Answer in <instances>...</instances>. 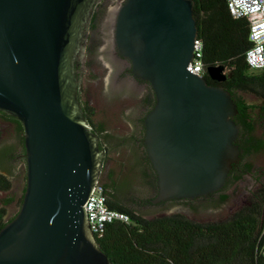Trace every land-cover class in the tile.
<instances>
[{
    "label": "water",
    "instance_id": "water-1",
    "mask_svg": "<svg viewBox=\"0 0 264 264\" xmlns=\"http://www.w3.org/2000/svg\"><path fill=\"white\" fill-rule=\"evenodd\" d=\"M97 1L0 0V111L24 126L27 168L22 206L0 231V264H112L84 207L105 151L85 118L76 73ZM194 5L124 0L115 18L120 54L156 97L144 121L155 203L217 200L208 195L225 188L241 158L232 94L190 72ZM207 72L213 81L228 79L223 65Z\"/></svg>",
    "mask_w": 264,
    "mask_h": 264
},
{
    "label": "trees",
    "instance_id": "trees-1",
    "mask_svg": "<svg viewBox=\"0 0 264 264\" xmlns=\"http://www.w3.org/2000/svg\"><path fill=\"white\" fill-rule=\"evenodd\" d=\"M194 16L198 39L203 42V60L207 69L223 65L228 79L208 83L228 90L238 106L234 117L241 131L237 144L241 162L233 172H252L251 157L264 154V72L253 71L246 53L251 47L248 17L235 19L228 10V0H194ZM246 96H254L259 104L249 103ZM83 104V103H82ZM85 118L99 134L103 126L94 122V110L83 104ZM25 129L20 120L0 111V138L11 134L16 146H3L1 154L19 159L26 166ZM27 169V168H26ZM241 176H239L240 178ZM238 179V178H237ZM101 183V182H100ZM103 186L109 206L130 216V222H114L95 235L101 250L112 264H264V185L250 193L246 205L228 220L201 224L181 215L145 219L121 204L118 197ZM11 181L0 173V193L9 192ZM26 186L20 199L23 203ZM7 200L0 207V231L14 217L5 220Z\"/></svg>",
    "mask_w": 264,
    "mask_h": 264
},
{
    "label": "rangeland",
    "instance_id": "rangeland-1",
    "mask_svg": "<svg viewBox=\"0 0 264 264\" xmlns=\"http://www.w3.org/2000/svg\"><path fill=\"white\" fill-rule=\"evenodd\" d=\"M121 4L122 0H119V2L118 0H103L99 5L93 33L95 51L98 49L103 50L106 45L103 41V34L109 28L108 13L111 10L119 9ZM95 51L88 52L84 48V54L88 62L84 72L85 75L79 84L82 88L80 101L87 104L94 102V105L98 107L94 122L96 125H104L108 129L102 137L103 144L108 148V153L105 155L112 159L126 160L128 152L124 146L117 145V140L136 133L137 119L140 114L138 93L130 91L109 99V96L105 94V85L113 69L108 62L104 61L103 55H96ZM100 61L107 68L102 69ZM246 100L249 103L259 104V100L254 96H246ZM4 145L16 146L15 154L17 155L18 148L14 136L7 134L1 137L0 146ZM250 161L255 168L254 171L244 176L240 182L228 185L223 192L226 200L221 199V196L217 200L200 197L193 200L172 201L154 207L147 202L152 198L153 187L141 178L136 179L134 175H126L125 169L120 165L118 166L117 161H110V166L117 171L115 176L118 179L115 190L112 192L118 197L122 205L134 210L138 215L148 220L181 215L190 221L201 224L223 222L246 205L252 191L264 185V174L261 173L259 168L261 158L251 157ZM3 171V174L11 181V189L9 192L0 193V207L7 200H10L5 206V220H9L20 210V199L26 186V166L17 158L13 161V164L8 165Z\"/></svg>",
    "mask_w": 264,
    "mask_h": 264
},
{
    "label": "flooded vegetation",
    "instance_id": "flooded-vegetation-1",
    "mask_svg": "<svg viewBox=\"0 0 264 264\" xmlns=\"http://www.w3.org/2000/svg\"><path fill=\"white\" fill-rule=\"evenodd\" d=\"M102 1L103 0H98L97 3L95 4L87 30H86L84 48L86 51L88 50V52L95 51L93 47V40H94L93 33L95 30V23H96L95 16L98 11V7L102 3ZM123 1L124 0H122V3ZM117 10L118 9H114L108 13L109 14V28H107L106 32H104L103 34V41L106 45L103 50L98 49L95 51V53L96 55L102 54L104 61L108 62L113 69L109 77V80L107 84L105 85L106 96H109V99H110V97L118 96L126 92H130V91L133 93L134 92L138 93L137 97L140 103V109H139L140 114L137 119L136 133L127 138L117 140V145H119L120 147L124 146L126 148L128 152L127 153L128 158L126 160L124 159L117 160V159L108 158V155L107 156L105 155L106 160L104 161V164H103V170H102V174H101L99 182L105 185L109 191L112 192L113 190H115L116 182L118 180L115 176L117 174V171L114 170L112 166H110V161L111 162L117 161L118 166L120 165L123 167V169H125L126 175H134V178L136 179L141 178L147 181L153 187L154 193L152 195V198L147 201L148 203H150V205L157 207V206H160L162 204L172 202V201H183V199H175V200L161 202V203L154 202L158 195L159 189H158V184H157V173L153 167L152 162L149 159V156H148V153L145 147V143H144V140H145L144 121H145L147 114L154 107L155 102H156V97H155L153 88L149 82L138 79L133 75L131 61L128 58L122 56L116 46L115 39H114V32H115V18H116ZM87 62L88 61H87L85 54L81 58L77 59L76 73L80 81L82 80V77L85 75L84 72L86 71ZM99 63L102 69L107 68V66L104 63H101V61ZM81 90L82 88H80V92ZM83 104L85 103L83 102ZM94 104H95L94 102L89 103V105L94 110V116H96V114L98 113V107ZM101 126H103V130L100 131L98 135L100 137L101 147L103 146L102 148L106 154L108 153V148L103 144L102 137H103V133L107 131L108 129L104 125H101ZM2 147L3 146H0V173L3 174L4 172L3 170H5L8 165L13 164V161L15 160H12L11 157L3 156L1 154ZM241 154H242V151H241ZM259 158H261V164H259V168L261 170V173L264 174V154L263 156H260ZM240 162H241V158L238 163ZM243 169L242 170L240 169L238 173H234L233 170L231 171L225 188L230 184H236L237 182H240L244 176L251 174L255 168L253 166L251 173L244 172L241 175V173L243 172ZM239 176L241 177L239 178ZM223 190L210 194L208 196L219 194L221 196V199L226 200V196L223 194Z\"/></svg>",
    "mask_w": 264,
    "mask_h": 264
},
{
    "label": "built area",
    "instance_id": "built-area-1",
    "mask_svg": "<svg viewBox=\"0 0 264 264\" xmlns=\"http://www.w3.org/2000/svg\"><path fill=\"white\" fill-rule=\"evenodd\" d=\"M228 10L235 19H250L249 40L252 45L246 53V61L253 71L264 72V0H228ZM190 72L202 78L207 74L203 60V42L198 38ZM225 73L227 74L226 71ZM84 207L94 235L101 234L110 223L130 222L128 214L109 206V198L100 182L92 190Z\"/></svg>",
    "mask_w": 264,
    "mask_h": 264
}]
</instances>
